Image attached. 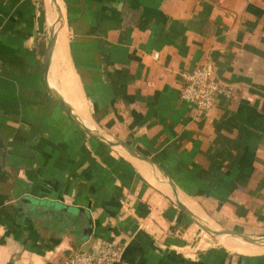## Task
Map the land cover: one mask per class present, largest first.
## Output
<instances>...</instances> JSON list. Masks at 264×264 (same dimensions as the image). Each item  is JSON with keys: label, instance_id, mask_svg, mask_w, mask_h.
Returning <instances> with one entry per match:
<instances>
[{"label": "crops", "instance_id": "crops-1", "mask_svg": "<svg viewBox=\"0 0 264 264\" xmlns=\"http://www.w3.org/2000/svg\"><path fill=\"white\" fill-rule=\"evenodd\" d=\"M207 63L232 96L200 110L181 73ZM195 220L264 237V0H0V264L101 240L114 264H264Z\"/></svg>", "mask_w": 264, "mask_h": 264}, {"label": "built area", "instance_id": "built-area-1", "mask_svg": "<svg viewBox=\"0 0 264 264\" xmlns=\"http://www.w3.org/2000/svg\"><path fill=\"white\" fill-rule=\"evenodd\" d=\"M213 74L210 63L181 73L180 98L200 110L210 109L217 96L230 98L231 86L218 81ZM121 253L122 247L101 240L92 250L72 251L63 259L62 264H114L120 260Z\"/></svg>", "mask_w": 264, "mask_h": 264}, {"label": "water", "instance_id": "water-1", "mask_svg": "<svg viewBox=\"0 0 264 264\" xmlns=\"http://www.w3.org/2000/svg\"><path fill=\"white\" fill-rule=\"evenodd\" d=\"M61 2V0H60ZM62 9V7H61ZM56 39V31L54 30L53 26L51 27V30L47 36L46 39V46H45V53H44V71L46 72L48 69V65H49V61H50V56L52 53V48L54 45ZM53 97L56 99V101L63 107V109L66 111V113L74 120L78 121L76 119V117L74 116V114L71 112L70 108L61 100V98L52 93ZM102 139V138H101ZM108 146L112 147V146H117L120 145L122 143H114L110 140H106L105 138L102 139ZM122 146L128 151V153L134 157H137L141 160H144L146 162H150L149 159H147L146 157H144L143 155L137 153L136 151H134L133 149H131L130 147L126 146L125 144H122ZM176 200V199H175ZM177 205L180 207V209H182L183 211L187 212L186 208L180 204L177 200H176ZM190 214V213H188ZM196 224L205 232L207 233L209 236L213 237L214 239H220L221 241L225 240L227 241L228 239H235L236 241L240 242V243H246V244H250V245H257V246H261L264 247V237H251V236H247L244 235L242 233H238V232H230V231H224V230H214L208 226H206L205 224L200 223L199 221L195 220Z\"/></svg>", "mask_w": 264, "mask_h": 264}, {"label": "bare ground", "instance_id": "bare-ground-1", "mask_svg": "<svg viewBox=\"0 0 264 264\" xmlns=\"http://www.w3.org/2000/svg\"><path fill=\"white\" fill-rule=\"evenodd\" d=\"M61 11V10H60ZM57 9H56V7H52V9H51V14H50V18H51V21H53L55 18H56V16H59V15H57ZM61 15V14H60ZM53 28H54V30L56 31V27H55V24H54V26H53ZM61 30H62V28H61ZM54 46V45H53ZM64 36L63 35H61L60 37H59V39H58V43H57V47H56V50H57V52L59 53H61L62 52V55H63V51H64ZM53 49V48H52ZM57 53V54H58ZM60 53H59V55H60ZM65 56V55H64ZM63 56V57H64ZM55 57V56H54ZM61 58H62V56H60ZM58 58H59V56H58ZM64 59V58H63ZM59 60V59H58ZM60 61H62L61 59H60Z\"/></svg>", "mask_w": 264, "mask_h": 264}, {"label": "rangeland", "instance_id": "rangeland-1", "mask_svg": "<svg viewBox=\"0 0 264 264\" xmlns=\"http://www.w3.org/2000/svg\"><path fill=\"white\" fill-rule=\"evenodd\" d=\"M239 232L246 234L245 232H243L241 230ZM199 235H200L199 238L202 240L203 246H205L206 244H209L210 245V244L214 243V240L212 238H210V236H208L204 232H202ZM197 238H198V236H197ZM225 243H226L225 240L221 241L220 239H218V246H221L222 247V246H224Z\"/></svg>", "mask_w": 264, "mask_h": 264}]
</instances>
